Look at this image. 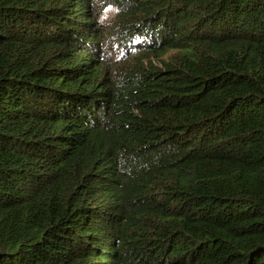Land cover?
I'll use <instances>...</instances> for the list:
<instances>
[{"label": "trees", "instance_id": "obj_1", "mask_svg": "<svg viewBox=\"0 0 264 264\" xmlns=\"http://www.w3.org/2000/svg\"><path fill=\"white\" fill-rule=\"evenodd\" d=\"M0 264H264V0H0Z\"/></svg>", "mask_w": 264, "mask_h": 264}]
</instances>
